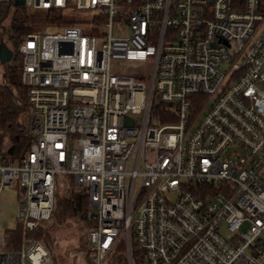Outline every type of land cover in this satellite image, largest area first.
Masks as SVG:
<instances>
[{"label": "built area", "instance_id": "built-area-1", "mask_svg": "<svg viewBox=\"0 0 264 264\" xmlns=\"http://www.w3.org/2000/svg\"><path fill=\"white\" fill-rule=\"evenodd\" d=\"M22 1L95 15L18 48L32 143L16 164L0 140V264H53L33 235L58 177L87 194L89 264H264V0Z\"/></svg>", "mask_w": 264, "mask_h": 264}, {"label": "trees", "instance_id": "trees-1", "mask_svg": "<svg viewBox=\"0 0 264 264\" xmlns=\"http://www.w3.org/2000/svg\"><path fill=\"white\" fill-rule=\"evenodd\" d=\"M74 9V6L69 4L66 10H40L39 18L47 27L51 28L77 25L78 23L75 20H71L65 15L66 11ZM31 24L32 19L26 8L16 6L13 2L0 4V43L5 44L13 54V58L9 63L3 66L0 65L2 68L0 75V140L1 142L5 140L7 143L4 151L5 156L10 157L16 164L27 154L32 143V139L28 136L25 128V120L30 112V107L27 102V89L21 82L22 55L18 51L26 36L35 33ZM164 112V106L159 104L155 113L162 115ZM160 121L163 124L167 123L168 120L162 118ZM61 179L71 181L69 177H58L56 179L54 210L50 219L61 224L67 220L75 219L84 222L89 230L92 229L93 223L88 218L87 194L85 191L72 188L68 189L64 196L56 195ZM41 234L39 231L33 237L39 240ZM20 238L21 231L19 227L8 232L5 237L4 251L18 252ZM86 252L88 254L87 239Z\"/></svg>", "mask_w": 264, "mask_h": 264}, {"label": "rangeland", "instance_id": "rangeland-1", "mask_svg": "<svg viewBox=\"0 0 264 264\" xmlns=\"http://www.w3.org/2000/svg\"><path fill=\"white\" fill-rule=\"evenodd\" d=\"M32 19L33 31L35 33H46L53 29L47 27L41 18L40 11L27 9ZM66 17L75 20L83 28L85 34H90L85 30L84 23H90L94 18L93 11L72 10L66 11ZM2 68L0 67V75ZM1 146L6 149L7 143L2 140ZM4 156V155H3ZM74 189L72 181L61 179L56 190V195L64 196L66 191ZM19 202V194L16 188L5 189L0 192V235L5 240L10 231L17 228L16 211ZM243 230V229H242ZM89 229L84 222L75 219L67 220L65 223H56L50 219L40 230L39 240L48 247L51 252L53 264H89L88 254L86 252V239Z\"/></svg>", "mask_w": 264, "mask_h": 264}, {"label": "water", "instance_id": "water-1", "mask_svg": "<svg viewBox=\"0 0 264 264\" xmlns=\"http://www.w3.org/2000/svg\"><path fill=\"white\" fill-rule=\"evenodd\" d=\"M14 4L16 6H23V1L22 0H15ZM13 58V54L11 53V51L8 49V47L3 44L0 43V65H5L7 63H9ZM126 123L129 125L131 124V121L129 119H126Z\"/></svg>", "mask_w": 264, "mask_h": 264}]
</instances>
